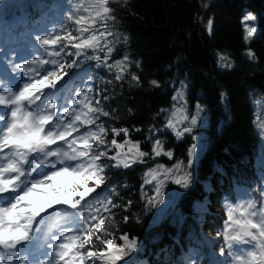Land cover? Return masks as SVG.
<instances>
[{
	"label": "trees",
	"instance_id": "16d2710c",
	"mask_svg": "<svg viewBox=\"0 0 264 264\" xmlns=\"http://www.w3.org/2000/svg\"><path fill=\"white\" fill-rule=\"evenodd\" d=\"M0 57L26 64L18 103L75 76L40 94L43 118L60 107L80 133L79 163L55 173L76 215L72 264H261L230 213L241 193L264 209V0H0ZM177 96L202 135L161 213L148 171L195 142L165 127Z\"/></svg>",
	"mask_w": 264,
	"mask_h": 264
},
{
	"label": "rangeland",
	"instance_id": "374dc122",
	"mask_svg": "<svg viewBox=\"0 0 264 264\" xmlns=\"http://www.w3.org/2000/svg\"><path fill=\"white\" fill-rule=\"evenodd\" d=\"M5 68V67H4ZM3 77L6 79V81L10 84L14 83H19V79L13 75V73H11L9 70H5L3 73ZM9 88H14V86H10ZM10 98V99H9ZM8 100L12 101V98L9 97ZM175 105L171 108L170 113H169V119L167 121V123L165 124V127L167 129H171V130H176L179 129L178 134L181 137H184L185 134L190 133L192 138L195 140L194 144L190 146V150H189V157L188 160L186 162H183L181 159L174 165L171 166H164L161 163H158L156 165H154L149 171H148V180L150 182H152L155 186H156V192L158 193V195H163L164 199L163 205H159L155 207V211L159 210V212L163 213L167 210H169L172 206L171 204H173V202L175 201V199L178 196L179 193V188L177 187V185H179L182 181H186L189 177V174L191 172V169L194 167L197 159L195 157V153L198 151L200 143L198 142V140L200 139V135H198V131L196 129H200L202 126V123H200L199 120H197L196 117L190 115L188 116V111L187 109H185L184 106L180 105L182 103H180V96H177L175 99ZM35 109H40L43 108L42 105H40V103L36 104ZM6 108H3V110H5ZM56 114H62L61 110H59ZM65 115V114H64ZM12 116V120H14L16 118V116L14 114L11 113ZM57 115H55L56 117ZM54 117V118H55ZM66 117V115H65ZM27 123L32 124V122L30 121V118H28L26 120ZM64 123V121H62L60 118H57L56 120L53 121V123L51 124V126H62ZM19 128H22L21 126H19ZM26 129H28V126H26ZM38 135H34V137L36 138L37 143H35L33 145V143H28V141H26V144L24 146H28L31 147L33 149V151L38 153V157L39 160L42 164L45 163L46 160L51 161L53 164L57 163V160L55 158H58V160H64V162H66V160L64 159V157H62L59 152L62 149H71L70 144L72 143V139H65L59 142V146L56 148L55 150H51L50 148H46L45 144L47 142H52L49 141L47 138H41V139H37ZM28 139V138H26ZM11 145L9 147L10 153L11 154H15L16 156L18 155L19 151H17V149H15V147L13 145H17L19 147L22 146V143H17L16 141L9 144ZM55 145V143L53 144ZM23 148V147H22ZM47 149L48 150V157H44L45 154L43 153V150ZM25 151V150H24ZM76 159L73 157V159H71V163H75ZM34 166L31 165L29 167V171L34 173V174H41V172L45 171L43 170V166H40L38 163L35 164V169L33 168ZM31 176V175H29ZM16 178V177H15ZM17 183L19 181H15L12 177H9V179L6 180V185H5V190H7L10 186H13L12 183ZM2 184V183H0ZM18 184H22V185H26L25 182H19ZM57 185L56 180H52L50 182H48L45 186H42L41 188L45 191H42L38 194H27V193H22L20 194L21 198H19V202H21V200H24L26 203V201H34V203L32 204V210L38 211V215L41 214L43 211L45 210H50L52 212L55 211V209L60 208L62 205L65 204L64 202V197L62 194V191L57 190V191H53L52 189H54ZM53 187V188H52ZM172 194V195H171ZM12 197V194L9 195L8 193H4V195L2 196V198L4 200ZM152 198V197H151ZM13 201L11 203H13L11 205L10 208H7L6 206H3L4 204L0 203V212L2 211L5 214H8L7 218H5L4 221L0 220V237H2L3 239H11V240H16V242H18L19 240V236L24 232L28 235V232L30 234L31 237H36V234L30 230L28 227L25 228L22 225H18L17 223H15L13 226H9L7 225V221L11 220L12 218V222H15V220H23V219H19L18 217H16L15 212H13V209L18 210L19 206L17 204H19V202ZM158 199L155 200V202H157ZM8 203V204H11ZM55 203V204H54ZM54 204L53 206H50ZM229 203L226 202V205H228ZM239 206L242 205V210L244 212L245 215L250 216L251 215V211H252V200L251 201H246V198L243 196V194L241 193V198L239 199L238 202ZM45 205V206H44ZM26 210L29 209V206L25 207ZM55 208V209H53ZM19 213V212H16ZM231 216H235V213L233 214V212L230 213ZM259 216V214H258ZM20 217V216H19ZM36 218V216H34ZM13 224V223H12ZM26 226H28L26 224ZM29 236V235H28ZM264 243V237L261 240ZM7 242V241H5ZM8 243V242H7ZM10 243H12L10 241ZM10 245V246H8ZM5 247H0V251H2L6 256H8V262L10 264H30L31 261L34 264H38V258L35 255V251H32L31 247H29L28 249H24L23 250V246H21V251L22 252H14V249L11 247L13 246L12 244H9ZM48 249L46 248L45 251H47ZM49 257L47 258L48 264H66L64 261L60 260V262H58V260H56L54 258V255L51 251H49Z\"/></svg>",
	"mask_w": 264,
	"mask_h": 264
},
{
	"label": "water",
	"instance_id": "95a60500",
	"mask_svg": "<svg viewBox=\"0 0 264 264\" xmlns=\"http://www.w3.org/2000/svg\"><path fill=\"white\" fill-rule=\"evenodd\" d=\"M251 227L252 225L250 223H247V224H244L242 223L241 224V228L243 230V232L247 235V236H250L251 235Z\"/></svg>",
	"mask_w": 264,
	"mask_h": 264
}]
</instances>
